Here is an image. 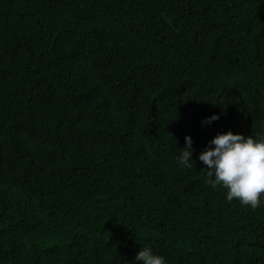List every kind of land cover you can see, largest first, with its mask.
Returning <instances> with one entry per match:
<instances>
[{
  "label": "trees",
  "instance_id": "16d2710c",
  "mask_svg": "<svg viewBox=\"0 0 264 264\" xmlns=\"http://www.w3.org/2000/svg\"><path fill=\"white\" fill-rule=\"evenodd\" d=\"M228 131L264 136V0H0V264H264L198 160Z\"/></svg>",
  "mask_w": 264,
  "mask_h": 264
},
{
  "label": "clouds",
  "instance_id": "9594fccd",
  "mask_svg": "<svg viewBox=\"0 0 264 264\" xmlns=\"http://www.w3.org/2000/svg\"><path fill=\"white\" fill-rule=\"evenodd\" d=\"M212 115L202 121L210 125L218 120ZM185 146L178 151V166L192 169L193 140L184 138ZM205 166V173L211 179L210 187L226 189V200H238L241 205L255 210L264 203V136L233 134L232 131L218 133L198 156ZM135 264H166L163 256L154 253L153 249L144 245L134 257Z\"/></svg>",
  "mask_w": 264,
  "mask_h": 264
}]
</instances>
